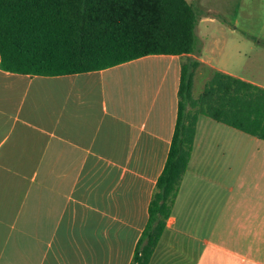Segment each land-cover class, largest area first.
<instances>
[{
    "label": "crops",
    "instance_id": "0c3cea01",
    "mask_svg": "<svg viewBox=\"0 0 264 264\" xmlns=\"http://www.w3.org/2000/svg\"><path fill=\"white\" fill-rule=\"evenodd\" d=\"M199 32L194 84L222 71L264 88V62L252 76L216 65ZM186 58L31 75L4 70L0 56V264H131L170 150ZM149 60L161 64L157 77L120 92L114 74ZM149 264H264V139L199 115Z\"/></svg>",
    "mask_w": 264,
    "mask_h": 264
},
{
    "label": "trees",
    "instance_id": "16d2710c",
    "mask_svg": "<svg viewBox=\"0 0 264 264\" xmlns=\"http://www.w3.org/2000/svg\"><path fill=\"white\" fill-rule=\"evenodd\" d=\"M202 7L188 0H0L4 70L62 75L101 70L152 54L185 55L178 113L147 224L131 264H149L191 157L199 115L264 139V88L216 71L193 95Z\"/></svg>",
    "mask_w": 264,
    "mask_h": 264
},
{
    "label": "rangeland",
    "instance_id": "374dc122",
    "mask_svg": "<svg viewBox=\"0 0 264 264\" xmlns=\"http://www.w3.org/2000/svg\"><path fill=\"white\" fill-rule=\"evenodd\" d=\"M189 1L202 7L199 0ZM203 3L205 6L198 21L197 35H201L199 30L203 29V42L205 39L214 49L208 57L216 65L252 76L251 67L257 61L264 62V54H261L264 53V0H203ZM200 41L201 51V38ZM205 69L209 70L207 66ZM160 70L161 64L149 60L129 69H120L114 77L120 92L126 94L133 89L131 82L134 79L137 83L153 81ZM206 76L196 78L195 96L203 90ZM135 88L138 87L135 85Z\"/></svg>",
    "mask_w": 264,
    "mask_h": 264
}]
</instances>
